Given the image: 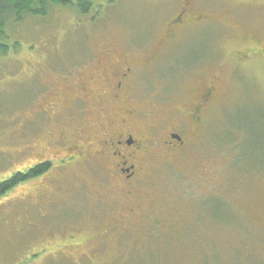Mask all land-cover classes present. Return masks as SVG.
Returning <instances> with one entry per match:
<instances>
[{"label":"rangeland","instance_id":"rangeland-1","mask_svg":"<svg viewBox=\"0 0 264 264\" xmlns=\"http://www.w3.org/2000/svg\"><path fill=\"white\" fill-rule=\"evenodd\" d=\"M183 1L96 0L98 7L85 16L52 6L45 17L8 27L5 43L11 50L0 54V183L51 159L46 137L61 131L71 141L89 123L92 136L117 121L112 103L87 118L92 122L54 116L60 100L48 108L46 124L40 109L62 83L59 73L76 67L81 56L93 52L106 66L111 60L120 64L118 56L134 60L157 51ZM194 7L206 20L183 31L180 47L169 50L179 62L166 74L182 69L173 77L148 72L137 84L144 98L168 86L170 100L157 106L156 119L184 105L198 83L216 88L207 144L192 141L188 152L169 155L161 148L158 186H141L142 204L154 210L145 221L155 227L143 223L126 231L127 223L113 220L117 228L105 239L73 245L71 237L82 242L85 234L99 231L88 212L96 213L100 200L109 205L102 212L110 210L123 221L137 203L126 201L123 186L102 190L97 184L102 175L93 165L59 167L54 161L43 175L0 197V264H264V224L250 208L252 200H264V0H197ZM252 37L261 40L253 51ZM204 57L206 63L186 68ZM137 99L135 106L141 105ZM144 121L137 119L141 132L152 123ZM203 196H209L205 208Z\"/></svg>","mask_w":264,"mask_h":264},{"label":"flooded vegetation","instance_id":"flooded-vegetation-1","mask_svg":"<svg viewBox=\"0 0 264 264\" xmlns=\"http://www.w3.org/2000/svg\"><path fill=\"white\" fill-rule=\"evenodd\" d=\"M196 3L197 0H184L180 4L177 13L166 24V31L158 41L157 51L150 55H142L140 58L136 57L134 60L122 59L119 58L120 56L118 58L113 57L114 59L117 58L120 64H115L111 60L106 66L102 65L100 59L98 61V56L94 55L93 52L81 56L76 67L74 64L71 69L59 73L58 79L62 83H60L57 92L48 93L47 97L44 98L46 104L44 102L40 109L43 123L50 116L47 114V112L50 113L48 108L50 106L56 107L59 100L58 109L53 110L54 116L66 115L68 120L85 119L92 122L93 120L87 118L93 115L97 116L105 110L108 103H112L114 104L112 110L116 112L111 117H117L118 120L109 123L106 131L92 136L87 133L89 129H92L91 123H89V129L81 128L75 139L71 141L66 139V134L61 131L58 135L46 137L44 149L51 150V154L49 152L48 155L52 158L43 159L31 169L44 164L51 166L54 161L59 164V167L90 164L94 166V171H98L102 175L97 180V184L102 190L114 188L113 186L120 188L123 186L120 191L122 189L126 191V201L137 203L134 207H128L126 211L127 220L123 221V217L121 219L114 218L110 214L112 212L110 210L103 211V213L99 208H107L109 205L106 200H100L96 206L98 208L96 213L88 212L90 219L94 222V229L99 231L94 234H85L86 237L82 242H78L76 237H71L70 240L74 243L73 245H92L105 239L117 228L112 225L113 220L114 223H127L124 228L126 231L134 228V225H143V223H148L149 228L155 227L152 221H145L149 213L152 215L154 210L148 209L142 204L144 197L140 193L143 185L158 186L155 176L162 166L161 148L167 150L169 155L185 150L188 152V148L192 147L190 145L192 141L207 144L208 129L206 123L207 115L215 104L216 88L214 84L198 83L185 96L184 105L178 109L166 110L162 119H156L155 112L160 110V107L157 106L170 100L168 98V86L166 89H158V94L155 92L152 96L149 95L145 98V94L137 89L141 77L143 78V75L148 72L154 71L155 76L160 78L163 70L165 75H172L173 77L182 69L180 67L178 71L166 74L168 67L179 62L180 56H171L169 50L175 51L176 48L180 47L184 35L183 31L206 20L202 13L195 11ZM198 36L191 41L197 40ZM140 40L147 42L148 39L143 37ZM248 40V44L253 45L251 51L261 41L255 37L248 38ZM243 56V53H238L240 60H243ZM206 60L207 57H204L195 65H189L186 68L202 65L206 63ZM95 63L97 65L94 66ZM93 69L95 71H92ZM71 86L73 88L67 91L66 88ZM48 87L49 84L45 86L44 90H48ZM135 97H138L137 100L141 102V105L135 106ZM170 98L172 99V96ZM146 104L154 106L155 111L145 110L143 106ZM146 118H150L152 123L147 124L145 126L147 128L141 132L137 119L145 122ZM203 135L205 138L201 137ZM208 197L200 202L203 208H205ZM252 201L250 208L255 212L253 216H257L259 221L264 224V200ZM232 213L235 214L233 211ZM75 215L77 218L78 215ZM234 216L240 218L236 214ZM129 218L132 220L128 221ZM72 221H75V218ZM64 222H61V231L66 228ZM67 244L68 242L65 241L56 245Z\"/></svg>","mask_w":264,"mask_h":264},{"label":"trees","instance_id":"trees-1","mask_svg":"<svg viewBox=\"0 0 264 264\" xmlns=\"http://www.w3.org/2000/svg\"><path fill=\"white\" fill-rule=\"evenodd\" d=\"M52 6L70 8L79 16H85L97 8L98 3L96 0H0V54H7L11 50L10 44L5 43L8 27L21 23L26 17H45ZM50 167V164L39 165L26 173L16 175L10 181L1 182L0 197L18 184L41 176Z\"/></svg>","mask_w":264,"mask_h":264}]
</instances>
